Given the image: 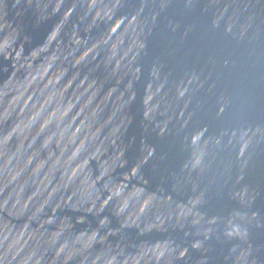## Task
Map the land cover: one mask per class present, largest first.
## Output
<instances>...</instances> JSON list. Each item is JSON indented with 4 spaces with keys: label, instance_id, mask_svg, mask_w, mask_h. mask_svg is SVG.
Listing matches in <instances>:
<instances>
[{
    "label": "water",
    "instance_id": "1",
    "mask_svg": "<svg viewBox=\"0 0 264 264\" xmlns=\"http://www.w3.org/2000/svg\"><path fill=\"white\" fill-rule=\"evenodd\" d=\"M0 264H264V0H0Z\"/></svg>",
    "mask_w": 264,
    "mask_h": 264
}]
</instances>
